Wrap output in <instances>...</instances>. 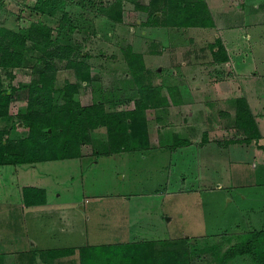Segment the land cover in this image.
I'll use <instances>...</instances> for the list:
<instances>
[{"label": "rangeland", "instance_id": "obj_1", "mask_svg": "<svg viewBox=\"0 0 264 264\" xmlns=\"http://www.w3.org/2000/svg\"><path fill=\"white\" fill-rule=\"evenodd\" d=\"M36 1L0 0V29L26 28L34 20L49 24L54 40L76 46L72 57L88 64L90 77L81 78L74 67L68 66L67 59L47 57L32 47L31 41H28L22 65L12 68L0 65V89L8 90L11 95L9 114L0 119V129L7 131L3 136L11 145L18 146L28 133V126L20 115L29 106L27 85L38 79L45 60L48 72L55 76V89L51 91L55 104L65 102L63 88L66 81H70L78 83L73 98L80 104L102 100L108 110L131 108L141 84L167 87L174 81L175 73L180 77L173 85L188 90L195 87L198 96L176 108L178 115L172 118L175 122L172 128H157L158 109L151 111L147 118L150 136L153 141L154 136L159 138V143L150 148L97 153L96 148L105 150L108 143L105 127L99 126L91 132V140L82 143L83 157L0 164V264H82L80 248L83 246L82 254L86 253V259L93 250L102 261L108 255L106 250L102 251L104 244L119 247L131 242L128 240L133 237L159 236L174 241V245H186L192 253L191 264H219L225 250L241 239L240 231L264 229V182L261 181L264 177L254 168V161L249 165L256 154L254 146L264 151V135L241 138L248 133L236 124V109L220 111L231 106L237 97L246 95L264 133V21L251 26V20L257 17L251 11L255 0L248 4L244 0H228L216 13L220 18L222 40L227 41L232 53L231 64L211 60V48L218 36L211 26L187 25L174 9L167 15L160 11L154 24H145L147 11L138 5L151 0H122V18L118 21L99 10L102 0H61L63 6L53 15L37 11ZM107 1L110 0H104ZM213 7L217 12L216 5ZM259 8L263 10L264 6ZM64 11L66 16H63ZM258 12L263 14L258 17L264 18V13ZM165 20L172 26L179 21L177 26L184 33L185 28L191 27L190 44L178 49L171 46L172 42H182L185 35L180 37L173 33L175 27H170L172 32H168L167 37L172 34L168 44L175 49L173 60L177 57V64L166 58L164 33L157 30ZM128 49L142 55L144 65L137 74L139 80L131 72ZM179 49L187 50L190 58L179 54ZM182 57L188 62H181ZM196 73L199 77L211 75L219 81L218 86L229 88L224 89L225 96H220L227 99L211 97L207 90H199L195 86L198 85L194 80ZM181 75L187 80H182ZM205 82L206 79L202 80L203 87H209ZM199 98H216L203 105L205 111L209 110L207 121L218 122L215 126L220 127L215 136H211L213 127L204 131L198 127L201 126V113L196 104ZM182 117L188 119L186 125L177 122ZM220 117L222 124L217 120ZM196 121L198 126L193 124ZM192 124L194 127L190 126ZM225 128L227 131L222 137L221 130ZM157 131L161 132L155 133ZM197 134L202 139L209 136L214 143L230 150L231 157L222 161L219 172L228 169L229 178L225 173L220 177L223 180L227 177L231 182L215 188L190 181L168 191L170 159L174 156L169 144ZM238 137L241 139L237 141ZM163 141L166 144L163 145ZM235 145L237 150L230 149ZM26 186L43 188L46 201L25 203ZM162 243L159 240L156 245L160 247ZM68 248L74 250L69 252ZM90 258L86 264H99L98 260ZM249 258L254 264H261ZM238 261L241 263L240 258ZM240 263L232 259L227 262Z\"/></svg>", "mask_w": 264, "mask_h": 264}, {"label": "trees", "instance_id": "obj_2", "mask_svg": "<svg viewBox=\"0 0 264 264\" xmlns=\"http://www.w3.org/2000/svg\"><path fill=\"white\" fill-rule=\"evenodd\" d=\"M63 4L64 1L61 0H37L34 8L41 14L53 15ZM121 6L122 0L107 2L102 0L98 8L103 14L118 21L122 18ZM138 6L147 11V19L144 21L147 25L155 23L154 18L160 11L167 15L170 9L175 10L177 17L179 15L183 17L187 25L215 24L206 0H151L148 4ZM63 14L66 16V11ZM178 23L179 21H176L175 24L178 25ZM162 24L169 25V22L165 20ZM51 34V26L41 20L31 21L26 28L2 27L0 29V65L6 68L22 65L28 41H31L32 47L41 50L45 56L67 59L68 66L74 67L81 78L88 79L90 77L88 64H83L72 57L76 46L71 43H60L59 40H54ZM211 49L214 61L223 62L230 59L221 36H217ZM127 54L131 72L139 80L137 74L144 65L142 55L132 49H128ZM45 63L39 72L38 79H34L27 85L29 106L20 115L23 123L28 126L27 135L22 137L18 146H14L8 138L3 136L7 131L0 129V164H28L48 159L83 156L82 143L91 140V132L99 126L105 127L108 143L105 150L96 148L94 151L97 153L110 154L145 147L142 138H147L148 134L146 109L167 105V97L160 94L162 87L153 83L141 84L133 108L108 110L102 100L80 104L73 98L78 83L66 81L63 88L65 102L55 104L51 99V91L55 89L53 85L55 76L48 72L49 66H46V60ZM176 87L178 85H167V88ZM10 97L8 90L0 89V119L9 114ZM236 105V124L248 133L241 138L261 136L247 99L244 96L237 97ZM241 138L238 137L237 141ZM187 142H189L187 139H181L171 146L175 147ZM3 146L9 148L5 149ZM23 194L25 203L30 205L46 201L43 188L26 186ZM240 232L241 239L225 250L218 263L227 264L237 254L249 253L255 261L264 264V229ZM160 240L163 242L160 247L156 245L159 240L154 239L131 241L120 244L119 247L114 244H104L102 251L106 250L108 254L105 260L101 261L98 253L93 250L88 252V258L98 260L99 264H191L192 253L186 245H174L175 242L168 238ZM84 247H81L80 251H83ZM72 250L74 248H68L67 251ZM82 251V264H86L88 258L86 259V253L82 254Z\"/></svg>", "mask_w": 264, "mask_h": 264}, {"label": "crops", "instance_id": "obj_3", "mask_svg": "<svg viewBox=\"0 0 264 264\" xmlns=\"http://www.w3.org/2000/svg\"><path fill=\"white\" fill-rule=\"evenodd\" d=\"M207 1L209 3V7L211 8V10L213 12V20L215 22V24L211 25V27L214 31H217L218 36H221V33H220L221 25L219 23L220 18L216 13H218V11H219L218 8L222 7V4H224L225 2H228V0H207ZM255 1L244 0V3H246V4L255 2V6H252L251 11H252V13L256 14V16H257V17H254L252 20H257V21L252 22V20H251V24H252L251 26H254L256 24H262L264 21V18L260 19V17H258L259 14H262V13L258 12L259 10L264 13V8H263V10L259 8L261 5L264 6V0H255ZM240 3H239V5L241 6L242 4H240ZM213 5H216V7H217L216 11L217 12H215V8L213 7ZM170 27H175L173 33L176 32L178 36L182 37L185 35V38L183 39L182 42H180V43H173L172 42V45L170 44L172 47L174 46L175 49H178V47H182L183 45L185 46V44H187V45L190 44L189 41L193 37L191 34V27H190V29L185 28L186 33L190 32V34H191V35L190 34L186 35V33H184L182 31V29L177 25H175V26L159 25L157 30L159 32L161 31L164 33V37H163L164 40H162V41H163V44L165 45V50L168 51L166 58H168V60L171 61L172 63L177 64L176 63L177 57L173 60L175 49H173L168 44L169 43V37L172 35V34H169V36L167 37L168 32H172V31H170ZM201 27H203V26H201ZM160 36L161 35H159V37ZM248 36H250L249 33L247 34V37ZM160 38H162V37H160ZM191 43H192V41H191ZM223 43L225 44V47H226L228 54H229V57L231 58L232 53H231V50L229 49V47L227 46V41L225 40ZM202 48L205 50L204 46ZM204 50H202V52H204ZM178 51H179V54L183 53L185 56L190 58V53L187 52V50L179 49ZM157 53H160V52H157ZM176 53L178 54V52H176ZM210 53H211L210 58H211V60H213L212 49H211ZM206 55L207 54L204 53L203 57H206ZM183 60H186V59L184 57H182L181 62H183ZM231 61L232 60L229 59L228 61H223L222 63L231 64L232 63ZM186 62H188V61L186 60ZM176 75H177V73H175L173 78H172V79H174V81L171 83H168L167 85L171 86V85L175 84V80L180 77V75H178L179 77H177ZM181 79L187 80V79H184V77H182V75H181ZM188 79H189V77H188ZM205 79H206L205 83H209V87H203L204 83L202 84V80H205ZM194 80H196L197 81L196 84H198L195 86L197 88H199V90H201V91L203 89L207 90L208 94L211 97H218L219 99H222V100L227 99L225 97L222 98L220 96H225V92H227V91H225L224 89H229V88L218 86L219 81L216 80L215 77H212L211 75H209V76L207 75V77L201 75L199 77V73H196V75L194 76ZM205 90H203V91L206 92ZM195 92H196L195 87H193L192 89L189 88V90L185 89V88H181L179 86L176 88H167V87L161 88L160 94L164 97H167V102H166L167 105L158 106L157 108H147L146 109L147 118H149L148 115L151 113L152 110L155 111L158 109L157 118L159 120H158L157 128H163V129H168L169 127L172 128V126H175V124H174L175 122L172 118L176 117V115H178V111L175 112L176 108L179 106L185 105V103L188 102L189 99L193 98V96H198V95H195ZM237 92L238 91H236L235 94H237ZM244 97L247 99V102H248V104L251 108V111L255 117V120L258 124V127L260 129V133H261V137H262L264 135V133H263L262 128H261L259 116L253 110L251 100L246 95ZM199 99H200L199 101L198 100L196 101V104H197V108H198L197 110H199L198 112L201 113V115L199 114L201 117V121L199 124L201 126L195 125L197 123V121L193 124L195 126L202 128L203 131L206 128L209 129L210 127H213L214 133L211 136H215V135H217L216 132H217V130L220 129V127L215 126L216 123H218V122H216V123L210 122L209 123L207 121L208 120L207 115L209 114V110L205 111V106H203V105H207V102H209L210 100H214L216 98H211V99L199 98ZM204 102H205V104H204ZM192 104H193V102L191 103V105ZM236 106L237 105H236V100H235V102H233V104H231V106H229L228 108H222V110H220V111L222 112L223 110H229L228 112H231L230 110L231 109L235 110ZM133 107H134V105H133ZM133 107H131V108H133ZM126 109H129V108H126ZM224 113H226V112H224ZM227 115H228V117H230L229 114H227ZM227 115H225V117H227ZM221 118L222 117H220V119L217 118V120H221ZM166 119H168L169 121L173 120V122L166 121ZM187 120L188 119L186 117H182V118H178L177 122L178 123L180 122V124L186 125L185 122ZM224 122H227V121H224ZM147 124H148L147 138L146 137L142 138V142L145 146L144 148H146V145L149 146V148H150L151 145H154L155 143H159V141H158L159 138L156 139L155 136H154V141L151 140L149 122ZM193 124L190 126H193ZM220 124H222V120L220 121ZM157 128H156V130H157ZM200 131L202 132V130H200ZM226 131H227V128H225L224 130L223 129L221 130L222 137L225 136ZM159 132H161V131H157L155 133H159ZM172 132L175 133V135L178 134L175 130H172ZM184 139L185 140L187 139L189 142L178 144L177 146L171 148V154L174 156H172L173 158L171 157V159H170V172L168 174L169 176H168L167 185H166L167 186L166 188L168 191H171V190L173 191L175 188H177L179 186L181 187V185L183 183H188L190 181H197V182L203 183L205 185H211L212 187H215V188H221L224 186V183L231 182L229 179L227 181V177L225 178V180L227 182L225 180H223V178L220 177V176L223 177V173H225V175L228 176V178H229V174L227 172L228 169L225 170V172L223 171V173H222V171L219 172L220 165L222 164V161L223 160L226 161V159H225L226 157H229V158L231 157L230 150L227 147L225 148V146L223 147L217 143H214V141H212L211 137H209V136H207L206 139L205 138L202 139V138H200V135L197 134V136H195V137L190 136V137H186ZM175 142L174 143L169 142L170 143L169 145H173V144H175ZM162 144L164 145V144H166V142L163 141ZM237 148H238V146L235 145L234 147H232L230 149L237 150ZM252 149L255 151L256 154H254L253 158L249 161V165H250V163H252L254 161V165H255L254 168L256 170H258L259 175L264 177V151L262 149H260L258 146L256 148L254 146V148H252ZM115 153H117V152H115ZM234 154H235V156H237L236 152ZM83 156H81V157H83ZM69 158H72V157H69ZM229 158H228V160H229ZM58 159H63V158H58ZM48 160H52V159H48ZM44 161H46V160H44ZM250 172H253V171H250ZM177 176L179 177V179H176ZM182 176L185 177V180L182 179ZM261 181L264 182V179H262ZM171 186H173V187H171ZM47 202H48V196H47ZM162 238H166V237H163V236L152 237V238L146 237L145 239H142L141 237H133L132 239H129L128 241H140V240H147V239L160 240ZM249 257H250L249 254L248 255L237 254L234 258H232V260L240 263L238 261V259L240 258V260H241L240 264H246V263L247 264H254Z\"/></svg>", "mask_w": 264, "mask_h": 264}, {"label": "water", "instance_id": "obj_4", "mask_svg": "<svg viewBox=\"0 0 264 264\" xmlns=\"http://www.w3.org/2000/svg\"><path fill=\"white\" fill-rule=\"evenodd\" d=\"M194 240V239H193Z\"/></svg>", "mask_w": 264, "mask_h": 264}]
</instances>
